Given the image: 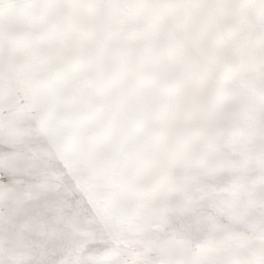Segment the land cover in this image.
I'll return each mask as SVG.
<instances>
[{"label":"rangeland","instance_id":"1","mask_svg":"<svg viewBox=\"0 0 264 264\" xmlns=\"http://www.w3.org/2000/svg\"><path fill=\"white\" fill-rule=\"evenodd\" d=\"M0 264H264V0H0Z\"/></svg>","mask_w":264,"mask_h":264}]
</instances>
